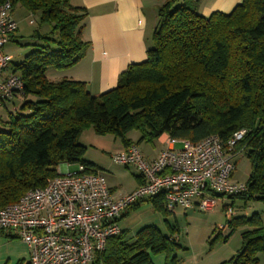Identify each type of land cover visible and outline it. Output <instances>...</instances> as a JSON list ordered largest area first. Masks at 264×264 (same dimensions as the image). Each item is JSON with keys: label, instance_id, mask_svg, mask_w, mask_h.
<instances>
[{"label": "trees", "instance_id": "trees-1", "mask_svg": "<svg viewBox=\"0 0 264 264\" xmlns=\"http://www.w3.org/2000/svg\"><path fill=\"white\" fill-rule=\"evenodd\" d=\"M5 1L13 10L20 5L37 15L48 32L34 31L32 50L12 69L24 89L20 107L0 120V210L57 177L60 164L98 171L83 159L86 149L79 137L86 129L98 136L112 134L125 148L134 144L127 138L134 130L140 141L166 134L193 143L210 135L227 141L245 130L236 149H243L249 162L247 192L232 201L264 203V0H241L229 13L215 11L208 17L199 12L202 0H165L146 59L130 64L116 86L99 95L90 94L84 82L46 76L49 69H69L84 56L90 46L81 35L88 11L69 0L0 4ZM147 202L169 215L160 199ZM246 225L241 249L219 264H258L264 253L259 215L233 217L223 240ZM127 234L123 230L108 239L92 264H152L151 256L158 254H165V264H178L173 234L166 236L153 225L133 238Z\"/></svg>", "mask_w": 264, "mask_h": 264}, {"label": "built area", "instance_id": "built-area-1", "mask_svg": "<svg viewBox=\"0 0 264 264\" xmlns=\"http://www.w3.org/2000/svg\"><path fill=\"white\" fill-rule=\"evenodd\" d=\"M17 29L11 3H1L0 109L24 89L19 75L8 69L12 56L4 51ZM245 134L236 131L227 141L210 135L195 143L167 136L166 147L152 160L134 144L111 154L113 163L133 167L141 180L117 197L101 172H87L82 164L70 172L64 164L63 173L0 210V230L27 246L30 264H92L106 241L121 233L118 220L124 211L160 199L169 214L221 208L228 224L216 229L226 236L234 217L232 198L247 192L246 183L233 181L235 159L243 155L236 147Z\"/></svg>", "mask_w": 264, "mask_h": 264}, {"label": "rangeland", "instance_id": "rangeland-1", "mask_svg": "<svg viewBox=\"0 0 264 264\" xmlns=\"http://www.w3.org/2000/svg\"><path fill=\"white\" fill-rule=\"evenodd\" d=\"M226 1H222L221 5L223 6ZM236 4H227V6L232 7L233 5L234 7ZM201 5L202 3H200L199 9ZM13 17L17 22L18 29L14 35V41L9 42L4 48V51L12 56L9 70L13 69L14 65L22 62L24 57L32 50V45L35 42L31 36L34 31L39 30L44 34L48 32L47 25L40 26L37 15H31L20 5L14 8ZM29 21H32L33 24H29ZM152 47L153 43L151 42L150 48ZM140 136L141 134L134 130L127 135V138L136 144L144 158H153L160 150V145L156 141L157 139L152 142L140 141ZM79 138L86 149L83 159H91L98 166L97 170L102 173L107 184L116 187L112 192L114 197L132 188L135 179L134 175L137 171L133 167L117 165L110 158L111 154L120 153L124 148L118 138L112 134L98 136L94 134L92 129L84 130ZM66 165L68 171L73 172L76 170L78 164ZM57 171H61V164L57 167ZM248 175L249 162L247 158L244 155L237 156L235 159L233 181L246 183ZM232 207L234 217L242 216L249 218L253 214H257L264 224L263 202H245L241 199H234ZM166 221L170 225L178 226L179 232L173 234V238L179 246L174 250V255L183 264H194L196 261L202 262V264H219L229 260L241 249V233L248 229L247 225L238 226L229 235L227 240L224 241V236L219 234L216 229L219 226H226L228 224L225 213L221 208L212 213L191 211L185 215H178L175 218L172 214L166 217L162 216L148 202H141L138 207L127 212L118 222V226L123 230H128V238H133L138 230L147 225L155 226L166 235L169 233ZM0 238L7 237L1 236ZM159 255L161 254L151 257L156 258ZM258 260V264H264V253L258 255Z\"/></svg>", "mask_w": 264, "mask_h": 264}, {"label": "crops", "instance_id": "crops-1", "mask_svg": "<svg viewBox=\"0 0 264 264\" xmlns=\"http://www.w3.org/2000/svg\"><path fill=\"white\" fill-rule=\"evenodd\" d=\"M164 1L69 0L71 5L83 7L88 11L81 35L82 39L89 42L90 46L74 66L60 71L49 69L46 72L47 78L51 81L67 78L84 82L92 95H99L115 87L122 71L130 64L140 63L146 59V51L151 46L152 33L157 24L158 8ZM222 1L224 0H202L200 14L208 17L215 11L229 13L233 9V5L230 7L227 4H236V2L238 4L241 0H227L223 6L221 5ZM21 103L20 95H16L10 102L5 103L0 109V120H4L10 112L17 110ZM166 138L167 135L163 134L156 140L160 145V150L153 158H146L147 160L154 159L166 147L164 143ZM79 143L83 145L80 140ZM85 161L98 169L91 159H85ZM63 171L64 164H61V171H57V173H63ZM134 177L132 188L119 196L130 193L141 183L137 172ZM108 186L112 191L116 188L111 184ZM127 212L129 209L122 213L120 219ZM188 212L184 213L178 210L172 215L176 218V216L185 215ZM166 223L169 232L166 236L179 232L177 225H170L168 221ZM119 228L120 231H123L121 227ZM151 260L152 264H165V254L156 258L151 257ZM0 264H30L27 246L14 237L0 238ZM178 264L183 263L179 261ZM194 264H202V262L196 261Z\"/></svg>", "mask_w": 264, "mask_h": 264}]
</instances>
